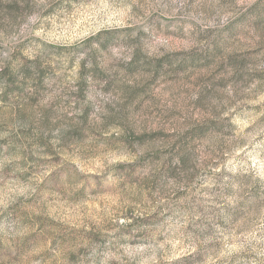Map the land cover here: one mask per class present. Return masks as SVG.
<instances>
[{
	"label": "rangeland",
	"instance_id": "obj_1",
	"mask_svg": "<svg viewBox=\"0 0 264 264\" xmlns=\"http://www.w3.org/2000/svg\"><path fill=\"white\" fill-rule=\"evenodd\" d=\"M0 264H264V0H0Z\"/></svg>",
	"mask_w": 264,
	"mask_h": 264
}]
</instances>
